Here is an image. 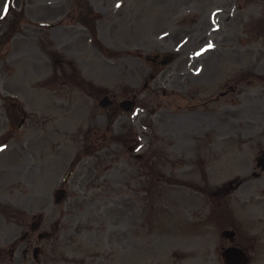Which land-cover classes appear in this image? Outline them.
<instances>
[{
    "label": "rangeland",
    "instance_id": "374dc122",
    "mask_svg": "<svg viewBox=\"0 0 264 264\" xmlns=\"http://www.w3.org/2000/svg\"><path fill=\"white\" fill-rule=\"evenodd\" d=\"M0 17V264L36 245L38 264H223L231 244L264 264V0H0Z\"/></svg>",
    "mask_w": 264,
    "mask_h": 264
},
{
    "label": "water",
    "instance_id": "95a60500",
    "mask_svg": "<svg viewBox=\"0 0 264 264\" xmlns=\"http://www.w3.org/2000/svg\"><path fill=\"white\" fill-rule=\"evenodd\" d=\"M258 163L261 164L262 168H264V151L262 152V155L258 157ZM64 196L65 193L63 191L57 190L55 193V201L60 202L64 198ZM36 225L37 223H34L32 225V228H35ZM46 235L47 233L43 232L39 234V237H45ZM223 258L225 264H245L247 262V257L245 256V254L236 247L225 249V251L223 252Z\"/></svg>",
    "mask_w": 264,
    "mask_h": 264
},
{
    "label": "flooded vegetation",
    "instance_id": "af4514ba",
    "mask_svg": "<svg viewBox=\"0 0 264 264\" xmlns=\"http://www.w3.org/2000/svg\"><path fill=\"white\" fill-rule=\"evenodd\" d=\"M12 253H13V251H12ZM3 256H4L3 252L0 249V258H3ZM37 263H41V258H39V255L36 258H34V260H33V264H37ZM48 263L49 264H64L65 263V259H64V257H62L61 259H58L56 262H54L53 257H51V258L49 257L48 258ZM20 264H27V263L20 262Z\"/></svg>",
    "mask_w": 264,
    "mask_h": 264
},
{
    "label": "snow or ice",
    "instance_id": "6c2138e0",
    "mask_svg": "<svg viewBox=\"0 0 264 264\" xmlns=\"http://www.w3.org/2000/svg\"><path fill=\"white\" fill-rule=\"evenodd\" d=\"M120 5L118 4L117 5V7H119ZM8 11H9V6H8V4H5V6H4V15H7V13H8ZM3 17H0V19H2ZM209 47H211V45H209Z\"/></svg>",
    "mask_w": 264,
    "mask_h": 264
}]
</instances>
